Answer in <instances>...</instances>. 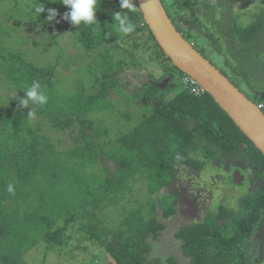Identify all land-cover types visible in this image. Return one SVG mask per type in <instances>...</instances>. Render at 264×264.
Masks as SVG:
<instances>
[{
	"label": "trees",
	"instance_id": "1",
	"mask_svg": "<svg viewBox=\"0 0 264 264\" xmlns=\"http://www.w3.org/2000/svg\"><path fill=\"white\" fill-rule=\"evenodd\" d=\"M21 1L0 0L13 5L0 19V72L19 95L0 105V264H29L24 255L38 242L45 254L62 252L75 232L83 234L79 245L87 239L106 250L111 261L99 264H183L172 255L153 257L150 239H157L166 220L177 212L180 194L171 183L178 167L203 168L199 151L217 163L241 161L259 178V188L241 197L237 211L220 205L202 220L181 226L175 232L181 252L189 264H264V155L209 93L192 92L185 82L188 75L163 52L138 1L132 0L135 11H130L120 8V0H99L98 22L91 27L64 20L69 9L62 0H30L25 8ZM161 1L194 47L200 35L219 50L224 43L235 76L264 91V2L246 1L245 8L238 0ZM37 5L45 7L41 15L34 14ZM200 5L206 13L195 10ZM49 8L59 13L51 22ZM18 11H24L25 22L40 35L22 37L20 43L27 48L13 50L14 33L26 27ZM117 11L134 24L127 36L113 30ZM12 19L17 22L4 23ZM44 28L50 33L44 34ZM61 38L84 50L65 60L66 66L91 58L66 75L57 70L65 55L60 45L54 62L36 61L39 49L56 51ZM135 48H145L151 60L159 61L164 75L156 79L149 73L138 81L127 76L123 82L128 67L142 64ZM113 51L120 54L117 59ZM67 78L74 81L69 88L62 85ZM33 81L40 82L48 103L22 107L23 90ZM132 83V95L124 97L126 108L117 111L127 120L137 116L138 121L131 129H121L117 138H107L111 129L105 117L93 114L114 108L112 90ZM253 101L264 108L262 100ZM132 104L134 111L129 110ZM31 107L34 119L28 117ZM43 125L59 131L77 129L74 143L58 149V134L45 135ZM109 161L112 169L105 163ZM138 182L146 194L133 196ZM9 183L14 194L6 190ZM111 211L120 215L112 216ZM252 240L259 243L255 255L253 244L246 246Z\"/></svg>",
	"mask_w": 264,
	"mask_h": 264
},
{
	"label": "rangeland",
	"instance_id": "2",
	"mask_svg": "<svg viewBox=\"0 0 264 264\" xmlns=\"http://www.w3.org/2000/svg\"><path fill=\"white\" fill-rule=\"evenodd\" d=\"M213 3H216V0H212ZM246 1H249L250 5L253 4H262L264 0H238L239 7H245ZM31 4L30 0H22L21 6L26 7L24 4ZM0 19L5 17V11L9 10V8L13 7L11 4H6V2H0ZM201 7L195 6V10L200 13H206L207 10L203 5ZM246 8V7H245ZM19 16H22L23 23L26 27L20 28V30L14 33L15 42L11 43V47L13 50H19L20 48H27L26 44H21L20 40L24 36H30L31 39L37 38L40 33L35 32L34 29H31L32 25H27L25 22L26 14L24 11H18ZM209 15V12L207 13ZM247 20V19H245ZM250 21V20H249ZM17 22V21H16ZM14 19L5 20L6 24H15ZM33 24V23H31ZM35 25V24H33ZM42 32L44 34L50 33L49 29H43ZM42 34V33H41ZM198 38L195 41V47L205 56L207 57L216 67H218L221 71L228 73L235 81L238 82L240 88L253 100H262L264 103V91H257L252 84H249L243 79H240L235 76L232 62L227 63L225 44H219L218 48L213 47V45L206 40L207 38L204 36H197ZM206 38V39H205ZM16 43V44H15ZM60 46L65 48V55L61 58V62L57 66V70L62 72L64 71V75L67 73H73L74 70L83 65V63L89 61L91 58H87L85 60L77 59L74 62H71L69 66L65 65V60L70 59V57H75V54H80V52L84 53L83 49L77 48L73 43L66 39L61 38L59 40V44L56 45V51H44L43 49H39L36 54V61L38 64H45L48 61L54 62L56 60V55L60 50ZM68 45V46H67ZM124 46H129L127 43L123 44ZM115 54V58L117 59L120 54L118 51H113ZM136 59L142 62V64L131 66L127 68L126 77L123 78V82L128 76V79L131 81H138V78H145L149 73L156 79L164 75V66L159 63V61H153L150 58V55L146 52V49H136L134 50ZM89 53L87 52L86 56ZM27 58H33L31 53H27ZM67 67V68H66ZM170 71L171 66H169ZM173 71V70H172ZM175 77L177 81L179 80V73L175 72ZM2 74L0 72V105L5 104V102L18 98L19 95L13 90L10 89L9 83L2 78ZM168 78V77H167ZM164 82V81H163ZM74 81L70 78H67L62 84L63 87L69 88ZM134 84H124L123 89L120 91L111 92V96L115 97V107L110 108L109 111L104 114L103 111L94 113L93 115L97 117L103 116L105 117V125L110 127L111 131L107 132L105 136L110 138H117L121 129H131L133 125H135L138 121V117H132V120H127L124 116L120 115L121 112L117 110L125 109L126 99L124 98L127 94L128 97L132 95L134 91ZM124 90V92H122ZM135 106L132 104L129 110L134 111ZM217 113L222 115V112L216 108ZM264 111V108H263ZM35 117L33 116L32 119ZM225 122H228V119L224 118ZM126 123V124H125ZM72 130L74 132H72ZM42 131L46 135L48 134L51 138L53 134H58L59 140H55L56 147L58 149H64L68 146H72L74 143V139L76 136L77 129L67 128L64 130H55L50 129L48 126L43 125ZM195 156V151L193 152ZM198 158L204 161V166L199 171L194 170L189 167L179 166L173 182L171 183V187L175 192L180 194V198L177 201V212L169 217L166 220V227L160 232V235L157 239H150L152 244V252L151 255L153 257L165 258L167 256H174L177 260H179L183 264H189V260L187 257L183 255L179 248V241L175 238V232L183 225H189L191 223H195L197 221L202 220L204 215L208 211H216L220 205L228 207L232 210H239L240 208V199L243 196H247L249 194H253L254 191H257L259 188V178L253 173L245 164L241 161H234L231 164H223L217 163L215 161L206 160L202 156V152H198ZM111 169L113 168V162H105ZM236 169L241 170L242 175H244V180L240 185L234 184L233 174ZM143 188V189H142ZM145 187L141 182H138L137 185H134L133 196L145 195ZM112 216L120 215V211H111ZM105 218V215L104 217ZM83 236L82 233L75 232L74 237L70 240V244L66 246L64 251L62 252H49L45 254V248L43 243L38 242L35 246L31 247L29 251L24 255L29 264H99L107 262V260L111 261L106 250L100 246L94 245L87 241V239H82L81 244L78 238ZM249 244H253V249L251 250L252 255L257 254L256 250L258 249L257 241L252 240V242H247L246 246Z\"/></svg>",
	"mask_w": 264,
	"mask_h": 264
},
{
	"label": "water",
	"instance_id": "3",
	"mask_svg": "<svg viewBox=\"0 0 264 264\" xmlns=\"http://www.w3.org/2000/svg\"><path fill=\"white\" fill-rule=\"evenodd\" d=\"M156 41L172 63L195 79L264 155V111L176 28L161 0H137ZM234 184L244 180L241 170Z\"/></svg>",
	"mask_w": 264,
	"mask_h": 264
},
{
	"label": "clouds",
	"instance_id": "4",
	"mask_svg": "<svg viewBox=\"0 0 264 264\" xmlns=\"http://www.w3.org/2000/svg\"><path fill=\"white\" fill-rule=\"evenodd\" d=\"M62 3L68 7V11L64 13L63 19L69 21L75 26H94L97 25V10L99 0H62ZM121 9H129L135 11L132 7V0H120ZM45 11L44 6L37 5L34 7V14L41 15ZM47 21L56 20L59 15L57 9L49 8ZM114 23L113 30L120 36H127L134 31V24L129 20L127 15H123L120 11L113 13ZM25 95L20 99L22 107L44 106L48 103V97L41 88L39 81H33L32 84L23 90ZM34 109L31 107L28 111V117L34 116ZM9 193L14 194V186L9 183L6 187Z\"/></svg>",
	"mask_w": 264,
	"mask_h": 264
},
{
	"label": "built area",
	"instance_id": "5",
	"mask_svg": "<svg viewBox=\"0 0 264 264\" xmlns=\"http://www.w3.org/2000/svg\"><path fill=\"white\" fill-rule=\"evenodd\" d=\"M185 82L191 86V90L194 93L199 94L205 91V89L195 79H193L189 75L185 77ZM258 106L262 108V104H259Z\"/></svg>",
	"mask_w": 264,
	"mask_h": 264
}]
</instances>
